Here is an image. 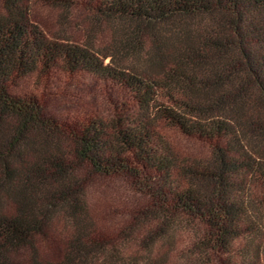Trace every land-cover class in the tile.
I'll use <instances>...</instances> for the list:
<instances>
[{
	"label": "trees",
	"instance_id": "1",
	"mask_svg": "<svg viewBox=\"0 0 264 264\" xmlns=\"http://www.w3.org/2000/svg\"><path fill=\"white\" fill-rule=\"evenodd\" d=\"M263 213L264 0H0V264H264Z\"/></svg>",
	"mask_w": 264,
	"mask_h": 264
},
{
	"label": "rangeland",
	"instance_id": "2",
	"mask_svg": "<svg viewBox=\"0 0 264 264\" xmlns=\"http://www.w3.org/2000/svg\"><path fill=\"white\" fill-rule=\"evenodd\" d=\"M34 18L42 23V25H47L49 22L52 21V17H53V14L51 13V11L46 8L45 6H42V5H36L34 7V10L32 12ZM79 93L80 95H83V97H90L91 98V101H95L96 103L100 104V99L98 98L97 96V90H95V83L93 82L92 79L90 78H84V79H81L80 82H79ZM61 100L63 101V103L67 104V105H70L69 103V100L68 98L66 97H60ZM121 194L124 195V191L121 190L120 191ZM133 198V196L128 193L126 194V196L124 197V199L126 201H131ZM122 199V198H121ZM116 201V204H117V211H123L127 206L126 205H123L122 206V202L118 200H115ZM128 203V202H127ZM262 219H263V223H264V213L262 214ZM264 226V224H263Z\"/></svg>",
	"mask_w": 264,
	"mask_h": 264
}]
</instances>
